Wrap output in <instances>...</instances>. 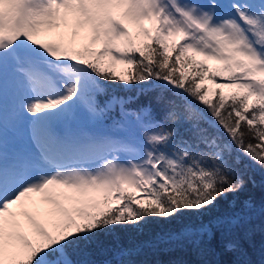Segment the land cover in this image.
Wrapping results in <instances>:
<instances>
[{
	"label": "snow or ice",
	"instance_id": "1",
	"mask_svg": "<svg viewBox=\"0 0 264 264\" xmlns=\"http://www.w3.org/2000/svg\"><path fill=\"white\" fill-rule=\"evenodd\" d=\"M254 168L264 0H0V264H139L121 234L212 213ZM232 208L161 242L264 218V198Z\"/></svg>",
	"mask_w": 264,
	"mask_h": 264
},
{
	"label": "trees",
	"instance_id": "2",
	"mask_svg": "<svg viewBox=\"0 0 264 264\" xmlns=\"http://www.w3.org/2000/svg\"><path fill=\"white\" fill-rule=\"evenodd\" d=\"M124 67V65L118 66L117 71H122ZM224 91L227 94L232 90L225 87ZM145 100V97H141V102ZM250 175H254L256 186L249 183L240 194L229 195L220 201L219 206L212 213L203 217H185L168 226L160 225L150 228L142 235L121 234L120 242L124 244L135 242L143 246V250L135 257L139 264H218V262L219 264H233L238 257L225 251L224 245L226 240L238 237L246 251V259L250 260L252 264H264V218L259 215H256L251 224L246 226L251 230L250 236L245 235V229H240L235 233L219 230L216 232L215 239L210 242L205 240L199 248L188 240H176L172 243L161 242V237L165 233L180 232L186 227L197 228L202 224H209L217 216L231 214L233 201L252 198L259 203L264 198V174L258 168H254ZM92 258L102 261L106 256L97 253Z\"/></svg>",
	"mask_w": 264,
	"mask_h": 264
},
{
	"label": "rangeland",
	"instance_id": "3",
	"mask_svg": "<svg viewBox=\"0 0 264 264\" xmlns=\"http://www.w3.org/2000/svg\"><path fill=\"white\" fill-rule=\"evenodd\" d=\"M146 26H150V25H146ZM209 65H210V67H212L213 69H215L216 67L219 66V65L217 64V62H215V61H209ZM118 66H121V65H117V67H118ZM206 83H208V82H206ZM209 86L215 88V85H214V84H209Z\"/></svg>",
	"mask_w": 264,
	"mask_h": 264
}]
</instances>
